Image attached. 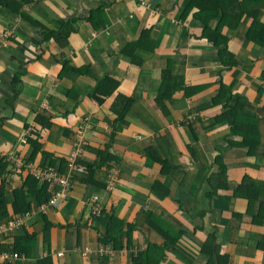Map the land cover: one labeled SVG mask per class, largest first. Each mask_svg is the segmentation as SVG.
<instances>
[{
    "label": "crops",
    "instance_id": "crops-1",
    "mask_svg": "<svg viewBox=\"0 0 264 264\" xmlns=\"http://www.w3.org/2000/svg\"><path fill=\"white\" fill-rule=\"evenodd\" d=\"M258 25L264 0L1 1L0 223L18 216L15 190L33 200L42 188L26 184L34 169L51 166L72 184L62 207H35L4 238L3 248L21 255L8 264L48 256L52 264H134L149 247H159L151 256L159 264H264ZM208 34L227 43L233 66L220 62ZM105 78L119 83L109 96L95 93ZM119 96L133 102L115 124ZM86 121L77 163H99L104 150L115 158L95 184L69 169ZM34 133L39 150L28 143ZM111 218L123 227L118 250L101 242Z\"/></svg>",
    "mask_w": 264,
    "mask_h": 264
},
{
    "label": "trees",
    "instance_id": "trees-1",
    "mask_svg": "<svg viewBox=\"0 0 264 264\" xmlns=\"http://www.w3.org/2000/svg\"><path fill=\"white\" fill-rule=\"evenodd\" d=\"M1 1H3V0H0V2ZM258 27L264 28L262 25H258ZM256 29H254V30H256ZM49 34H51V33H49ZM66 36L68 37L69 33H66ZM208 36H209V34H208ZM46 38L50 39L49 36ZM209 39H211L210 36H209ZM212 41L214 42L215 46L219 48L218 55H219L220 62L226 66H233L236 63L234 60H232L231 62L226 61L230 57H232V59H234L233 55L228 51V48H226L227 43H225V41L220 40L217 35L215 36V38ZM105 81H110V83H112V84H110L111 85L110 90L104 89L105 85H108V84H105ZM118 86H119V83L117 81L111 80L110 78H105L99 82V84L95 90V93L96 94H104L105 93L107 96H109V95H112L113 92L117 90ZM220 87L221 88L219 89V94L217 95L218 98H220L224 95V91L226 89V87H224L222 85H220ZM227 90H229V89H227ZM132 102H133L132 98H129V97L119 96L118 98H116V102L113 105V111L117 116V118L115 120V124L127 116V114L129 113V110L131 108ZM40 119L38 118V119H36V121L39 123ZM28 143H29L30 147L34 148L33 150H35V149L39 150L40 144L38 143V137L35 133L32 134L31 137L28 139ZM73 146H74V144H73ZM44 155H47V154H44ZM98 156L101 158V161L99 163H95V164H92L90 166L88 165V167H86L84 164H82L86 167V172L81 173V172H78V171L72 169V167H71L72 155H70V159H69L70 168L69 169L74 171V173L77 175L78 174L84 175L85 177L83 178V181L85 183H94L95 184L98 171L101 170L103 166L110 169L109 163L112 162L113 160H115L114 156H111L107 150L100 151L98 153ZM51 162H53L54 165L56 164V161H54V160H52ZM216 162H218V157L216 158ZM53 163H50V164L53 165ZM59 165L61 167L60 172H61V174H63L67 168V164L64 161L60 160ZM49 167H51V166H49ZM49 167L47 166V167L42 168L40 170L43 171V170L48 169ZM37 170H39V169H37ZM57 177H58V180L55 181V179H52V178L51 179L46 178V177L37 178V177H35L34 174L30 175L28 177L27 182H26V184L29 186V188H31L32 185L38 184V182H40V181L43 182L44 184H43L42 188L37 191V193H34V194L32 193V195L35 198L33 200H28L26 198L27 197L26 196L27 191L21 190V189L15 190L13 192V196H14L15 200L13 203H11L13 214H15L16 216L20 215V214H25L28 211H31L32 209H34L35 207L37 208L41 204L47 202L52 197V194L55 193L57 190H59L58 188H55L56 185H59V178L67 177V176L62 175V176H57ZM49 184L53 185V187L51 189H50ZM69 186H70V190H69V193H70L71 189H72L71 181H70ZM110 186H111V182L109 180V182L107 183V189L112 188ZM59 187H60V185H59ZM105 188H106V186H105ZM28 192H32V191L30 190ZM0 198H1V192H0ZM0 201H1V199H0ZM250 202H252V201H250ZM60 207H62V206H60ZM0 208H1V203H0ZM53 209H58V208H53ZM0 222H1V220H0ZM2 223H4V222H2ZM121 225L122 224H119L115 218H111L109 221L106 233L101 237V242L104 245H111L113 247V249H115V250H118L119 248H121L120 237L123 233L122 232L123 227ZM49 226H51V225H49ZM115 229L120 232L118 236L113 235V231ZM158 248L159 247H149L147 251H145L144 253H140V255H138V257L135 259L134 264H159V262H160L159 259H155L154 261L151 260L152 253L155 251V249L157 250ZM39 264H52V259L49 256L45 257L42 260H40ZM218 264H228L227 258L226 257H224V259H223V257L219 258Z\"/></svg>",
    "mask_w": 264,
    "mask_h": 264
},
{
    "label": "built area",
    "instance_id": "built-area-1",
    "mask_svg": "<svg viewBox=\"0 0 264 264\" xmlns=\"http://www.w3.org/2000/svg\"><path fill=\"white\" fill-rule=\"evenodd\" d=\"M262 86L264 88V79L262 80ZM197 115H192L188 117L190 121H194L196 119ZM87 121L85 122L84 126L79 128L78 134L79 137L78 139L74 142V147H73V152H72V161H71V167L72 169L85 173L86 172V167L80 163H77L78 159L82 157V154L85 150V145H84V139H83V130L84 127H88ZM29 133L34 132L33 127H29L27 129ZM24 142H26V137L25 139H22ZM33 174L37 178H49V179H55L58 180L57 175L54 173L52 168H48L46 170L41 171L40 169H34ZM59 185L60 188L57 190L55 193L52 194V197L45 203L40 205V211L42 213H47L49 210L53 208H59L62 206L66 200V198L69 195V178L68 177H61L59 178ZM111 185H113V181H111ZM90 203L93 204V214L95 216H99L102 213V206L99 203V197L94 196L90 200ZM31 213H25L22 215H18L15 217L12 221L6 222V223H0V264H8L11 260L19 258L21 255H19L16 252L8 251L3 248V240L4 238H7L11 234V231L15 226H21L27 223V221L30 219Z\"/></svg>",
    "mask_w": 264,
    "mask_h": 264
}]
</instances>
